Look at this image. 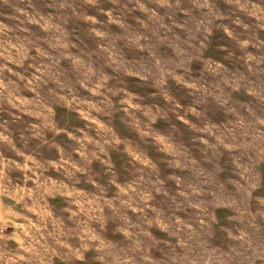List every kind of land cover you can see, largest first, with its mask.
I'll return each instance as SVG.
<instances>
[{"label":"rangeland","instance_id":"374dc122","mask_svg":"<svg viewBox=\"0 0 264 264\" xmlns=\"http://www.w3.org/2000/svg\"><path fill=\"white\" fill-rule=\"evenodd\" d=\"M0 264H264V0H0Z\"/></svg>","mask_w":264,"mask_h":264}]
</instances>
